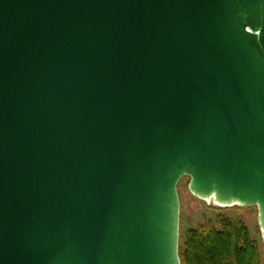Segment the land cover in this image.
I'll return each mask as SVG.
<instances>
[{"label":"water","instance_id":"water-1","mask_svg":"<svg viewBox=\"0 0 264 264\" xmlns=\"http://www.w3.org/2000/svg\"><path fill=\"white\" fill-rule=\"evenodd\" d=\"M183 178L264 243V0H0V264H180Z\"/></svg>","mask_w":264,"mask_h":264},{"label":"trees","instance_id":"trees-1","mask_svg":"<svg viewBox=\"0 0 264 264\" xmlns=\"http://www.w3.org/2000/svg\"><path fill=\"white\" fill-rule=\"evenodd\" d=\"M180 264H259V251L246 226L219 214L179 240Z\"/></svg>","mask_w":264,"mask_h":264},{"label":"rangeland","instance_id":"rangeland-1","mask_svg":"<svg viewBox=\"0 0 264 264\" xmlns=\"http://www.w3.org/2000/svg\"><path fill=\"white\" fill-rule=\"evenodd\" d=\"M188 178H183L178 186L179 198V232L180 237L189 230H195L207 221H214L217 215L224 214L231 220L241 221L247 228L250 238L256 243L259 251V264H264V243L257 222V209L255 207L240 208L219 207L213 202L202 201L191 195L187 189Z\"/></svg>","mask_w":264,"mask_h":264}]
</instances>
